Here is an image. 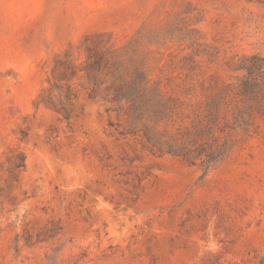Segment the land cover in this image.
Returning <instances> with one entry per match:
<instances>
[{"label": "rangeland", "instance_id": "obj_1", "mask_svg": "<svg viewBox=\"0 0 264 264\" xmlns=\"http://www.w3.org/2000/svg\"><path fill=\"white\" fill-rule=\"evenodd\" d=\"M252 55L264 0H0V264H264V97L212 165L112 100L135 68L199 89Z\"/></svg>", "mask_w": 264, "mask_h": 264}, {"label": "trees", "instance_id": "obj_2", "mask_svg": "<svg viewBox=\"0 0 264 264\" xmlns=\"http://www.w3.org/2000/svg\"><path fill=\"white\" fill-rule=\"evenodd\" d=\"M234 70L246 75L226 83L213 74L215 83L202 82L167 90L161 82L150 83V70L135 68L132 79L115 75L112 100L125 110L133 132L143 125L145 140L154 153H170L194 162L212 165L222 159L236 144L240 132L253 120L256 103L264 97V61L258 55L246 58ZM163 135H158L161 129ZM114 126L113 123H111Z\"/></svg>", "mask_w": 264, "mask_h": 264}]
</instances>
